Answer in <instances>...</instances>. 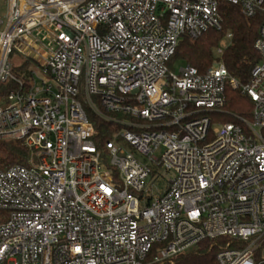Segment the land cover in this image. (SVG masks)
I'll use <instances>...</instances> for the list:
<instances>
[{"label": "built area", "instance_id": "1", "mask_svg": "<svg viewBox=\"0 0 264 264\" xmlns=\"http://www.w3.org/2000/svg\"><path fill=\"white\" fill-rule=\"evenodd\" d=\"M220 2L264 11V0L4 1L0 141L29 157L0 169V264L151 253L162 264L217 239V264H264V22L245 84L220 60L168 65L183 37L219 29ZM227 89L252 102L249 119L214 118ZM97 123L111 126L103 143Z\"/></svg>", "mask_w": 264, "mask_h": 264}, {"label": "trees", "instance_id": "2", "mask_svg": "<svg viewBox=\"0 0 264 264\" xmlns=\"http://www.w3.org/2000/svg\"><path fill=\"white\" fill-rule=\"evenodd\" d=\"M218 13L221 19L219 29H209L194 40L183 37L168 65L171 67L174 63L180 62L203 72L215 61L220 60L230 76L245 84L253 66L259 60L253 43L261 23L264 22V11L256 13L253 17H246L238 7L220 2ZM227 34L230 35L228 44L222 50L220 58H217L214 51ZM251 109L252 102L246 96L236 90L227 89L222 111L214 118L223 123L234 122L237 117L249 119ZM96 129L101 143L108 140L111 126L97 123ZM28 157V150L19 142L0 141V169L13 165H27ZM6 218L7 213L0 210V223ZM225 243V239H217L214 242L202 241L193 250L178 254L171 261L162 264H217L216 254ZM151 255L145 264H153Z\"/></svg>", "mask_w": 264, "mask_h": 264}, {"label": "rangeland", "instance_id": "3", "mask_svg": "<svg viewBox=\"0 0 264 264\" xmlns=\"http://www.w3.org/2000/svg\"><path fill=\"white\" fill-rule=\"evenodd\" d=\"M4 1H5V0H0V16L4 15L5 10H6V8H5V4H4ZM227 44H228V40H227L226 38H224V39L219 43V45H218V49L223 50V49L227 46ZM218 49H216V50L214 51V56H215V57H217V55H218V52H217ZM182 66H183V63H180V62H176V63H174V71L177 72L178 69H179L180 67H182Z\"/></svg>", "mask_w": 264, "mask_h": 264}]
</instances>
